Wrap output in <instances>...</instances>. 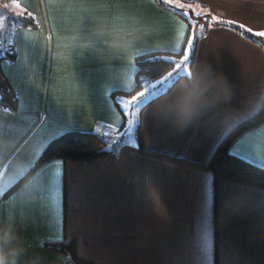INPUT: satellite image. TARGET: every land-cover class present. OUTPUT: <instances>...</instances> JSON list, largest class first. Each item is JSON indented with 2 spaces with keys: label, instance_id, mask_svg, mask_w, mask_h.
Instances as JSON below:
<instances>
[{
  "label": "crops",
  "instance_id": "1",
  "mask_svg": "<svg viewBox=\"0 0 264 264\" xmlns=\"http://www.w3.org/2000/svg\"><path fill=\"white\" fill-rule=\"evenodd\" d=\"M159 1L11 0L8 16L38 20L11 29L16 59L2 62L19 104L0 108V248L18 250L16 264H73L44 246L72 239L95 264H264V184L209 166L264 108V0L187 1L258 40L230 25L203 28L193 66L201 93L186 124L181 79L140 112L142 146L133 135L103 158H52L29 172L65 131L116 133L112 92L134 89L137 55L182 50L189 20ZM230 152L264 168V121Z\"/></svg>",
  "mask_w": 264,
  "mask_h": 264
},
{
  "label": "trees",
  "instance_id": "2",
  "mask_svg": "<svg viewBox=\"0 0 264 264\" xmlns=\"http://www.w3.org/2000/svg\"><path fill=\"white\" fill-rule=\"evenodd\" d=\"M187 2L188 0H182ZM159 4L165 6L162 1ZM10 34L11 29L16 26L37 27L38 20L33 13L24 11L19 16H10L9 18ZM213 24L230 25L236 31L243 34L245 37L253 40L258 38L249 31L241 28L239 25H233L227 22L215 21ZM189 33L187 35L184 47L179 52H152L137 55L135 63L137 65L136 85L131 91L116 90L112 92V98L116 100V105L120 109L123 116L122 126L127 121V116L117 102L118 95H132L143 90L144 80H158L160 78H170L169 84L159 94L155 95L148 102L142 105L141 111L148 103L159 98L165 93L172 90L175 84L185 79L190 88L195 85V76L193 71L197 44L201 37L195 32L189 22ZM16 59L15 43L11 40L9 49L0 50V108L7 109L13 112L18 110L19 97L18 93L11 84L8 76L2 68L4 60L14 61ZM181 65V66H179ZM180 67H187V72H180ZM182 70V68H181ZM179 72V73H178ZM264 121V108L260 113L252 118H249L238 125L221 143L216 150L209 166L215 173H224L244 180L264 184V168L254 165L244 159H241L230 152L233 142L247 129ZM118 128L120 130L122 128ZM116 131V129H115ZM139 129L136 130V139L138 140ZM138 143L142 146L140 140ZM109 141L106 136L93 131L68 130L63 132L58 137L51 140L44 148L40 157L37 159L29 172L43 162L52 158H61L64 161H83L88 162L103 158L112 152V148L108 147ZM44 246L51 249H56L64 252L73 264H95L77 254V242L75 239L70 241H46Z\"/></svg>",
  "mask_w": 264,
  "mask_h": 264
},
{
  "label": "rangeland",
  "instance_id": "3",
  "mask_svg": "<svg viewBox=\"0 0 264 264\" xmlns=\"http://www.w3.org/2000/svg\"><path fill=\"white\" fill-rule=\"evenodd\" d=\"M166 3H173L178 9L183 10L192 25V28L196 29L195 32L197 34H201L203 28L208 27L213 24L215 20L207 14V12L200 8H195L192 4L187 2H183L180 0H164ZM16 4V2H15ZM16 6L11 2V0H0V50L9 49V45L11 42L10 38V25H9V13L12 12L16 14ZM19 9V8H18ZM12 14V15H13ZM181 66V65H179ZM182 68V70H181ZM180 72H187L188 68L180 67L178 69ZM179 73V72H178ZM170 78H160L158 80H144L143 81V90L140 92H136L132 95H118L117 101L122 106L124 113L127 116V121L125 125L122 126L120 130L116 128V133L110 132L106 134L107 139L109 141L108 147L120 146L123 142H126L129 138H132L133 135L136 138V130L139 125V118L142 105L148 102L155 95L159 94L167 85L169 84ZM140 99L139 103L135 105V107L131 106L132 97L139 96L140 94H144ZM123 123V121H122ZM133 133V134H132Z\"/></svg>",
  "mask_w": 264,
  "mask_h": 264
},
{
  "label": "clouds",
  "instance_id": "4",
  "mask_svg": "<svg viewBox=\"0 0 264 264\" xmlns=\"http://www.w3.org/2000/svg\"><path fill=\"white\" fill-rule=\"evenodd\" d=\"M201 93L199 88H186L184 94L185 102L181 106L178 119L182 124H186L195 113V105ZM19 255L18 250H13L11 255L0 248V264H16V257Z\"/></svg>",
  "mask_w": 264,
  "mask_h": 264
},
{
  "label": "snow or ice",
  "instance_id": "5",
  "mask_svg": "<svg viewBox=\"0 0 264 264\" xmlns=\"http://www.w3.org/2000/svg\"><path fill=\"white\" fill-rule=\"evenodd\" d=\"M260 35H264V33H260ZM143 95H145V93L144 94H140L139 96H136V97H132L131 106L135 107V105L139 103V101H140V99L142 98Z\"/></svg>",
  "mask_w": 264,
  "mask_h": 264
}]
</instances>
